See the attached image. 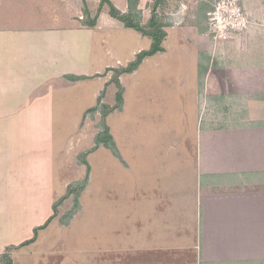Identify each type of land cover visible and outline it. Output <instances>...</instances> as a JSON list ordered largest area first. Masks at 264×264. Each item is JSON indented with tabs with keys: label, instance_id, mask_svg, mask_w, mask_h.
Returning <instances> with one entry per match:
<instances>
[{
	"label": "crops",
	"instance_id": "1",
	"mask_svg": "<svg viewBox=\"0 0 264 264\" xmlns=\"http://www.w3.org/2000/svg\"><path fill=\"white\" fill-rule=\"evenodd\" d=\"M109 1L128 12L129 0L123 7ZM137 1L146 24L155 0ZM101 2L0 0V231L12 226L19 202L34 208L18 189L26 168L39 166L20 160L39 153L20 147L22 121L41 120L24 138L40 140L42 122L52 117L53 81L73 85L78 81L71 82L67 76L94 77L84 75L83 34L78 31L98 33L103 23L116 25L117 19L110 16L105 4L97 25L85 26L86 8L94 19ZM204 4L206 0H167L158 10L168 25L166 51L145 59L140 67L158 57L176 63V56H188L187 46H195L199 105L206 93L215 95L212 100L205 97L209 102L223 100L229 109L233 103L236 111L218 127L202 120L193 173L186 176L184 172L185 178L181 173H166L151 186L149 180L141 181L143 191L132 195L134 202L140 200L139 206H130L127 216L104 237L106 242L101 240L92 250V264H264V0H243L251 26L245 36L225 41L231 50L215 43L210 35L208 12H200ZM190 33H195L192 39H188ZM171 36H179L177 47L166 45ZM142 38L147 37L140 34L132 61L151 47L149 38L148 48L142 47ZM85 63L86 71L90 70V63ZM201 64L206 71L202 92ZM105 68L107 88L113 76L107 70L114 67ZM126 75L121 76V83ZM123 163L129 167L127 161ZM127 207L124 204L123 210Z\"/></svg>",
	"mask_w": 264,
	"mask_h": 264
},
{
	"label": "rangeland",
	"instance_id": "2",
	"mask_svg": "<svg viewBox=\"0 0 264 264\" xmlns=\"http://www.w3.org/2000/svg\"><path fill=\"white\" fill-rule=\"evenodd\" d=\"M114 1L119 7L126 4V0ZM206 3L211 6L213 0H206ZM115 22L116 25L110 27L103 23L98 33L78 31V34H83L80 42L85 54L84 75L94 77L73 85L53 81L52 117L42 122L40 140L34 142L28 138L25 141L24 138L41 120L22 121L20 147L29 148V151L36 149L39 153L20 160L27 165L36 163L39 166L26 168L18 189L34 208L28 209L19 202L20 211L13 217L12 226L0 231V256L6 252V246H17L33 237L35 227L53 215V204L65 195L67 187L86 177V167L79 164L78 158L95 146L101 118L96 114L84 119V115L97 105L104 89L103 102L115 104L116 87L111 84L106 88L108 76H104L105 65H113L114 68L127 66L140 41L138 32L120 26L117 20ZM194 35L190 33L188 39ZM141 41L140 45L148 48L150 40L142 38ZM179 41V36H171L166 45L177 47ZM226 42L215 43H223L225 50H231V45ZM187 47L188 56H176V63L158 57L157 63L153 59L134 75H126L122 82L126 89L123 110L110 115L107 121L129 167L106 148L101 147L90 154V182L80 199L81 210L68 226H64V216L74 206L72 197L65 201L51 224L39 232L34 244L11 252L14 264H92V250L97 249L101 240L106 242L104 237L127 216L130 206H139L140 200L134 202L132 195L143 191L141 181L149 180L148 185L151 186L155 179L165 178L166 173L175 176L181 173L185 178L183 174L187 176L195 171L197 133L202 120H209L210 124L218 127L226 116L234 115L236 106L232 103L229 109L220 99L209 102L205 97L210 99L215 95H205V90L199 105L195 92L199 87L195 46ZM107 51L114 56H107ZM85 62L90 63L88 71ZM98 74L100 76H96ZM214 84L217 86L218 82ZM124 204L128 205L125 210Z\"/></svg>",
	"mask_w": 264,
	"mask_h": 264
},
{
	"label": "trees",
	"instance_id": "3",
	"mask_svg": "<svg viewBox=\"0 0 264 264\" xmlns=\"http://www.w3.org/2000/svg\"><path fill=\"white\" fill-rule=\"evenodd\" d=\"M166 1L167 0H155V3L151 11V18L146 24L143 23V12L139 9V2L137 0H129V9L128 12L126 13L120 11L111 1L102 0L99 11L94 19H92L88 9L86 8L85 10L86 21L84 22L85 26L90 28L95 27L97 25V20L100 15V12L102 11L103 6L107 4L109 7V14L111 17L121 22V24L125 28L133 29L138 33H140L142 36L149 38L151 40V47L148 50H143L140 53H138L135 59L132 62H130L127 66L125 67L121 66L119 68H111L107 70V73L108 72L113 73V76L111 80L108 82L107 87L108 85L111 84L115 85L116 87L115 104L109 105L103 102L106 95V90H103L98 98L97 105L87 110L84 115V119L88 115L94 117L96 114H100V118H101L97 125V127L99 128V132L95 137V146L91 150L83 152L78 158L79 164L86 167V171H87L86 177L83 180L75 182L67 187L65 195L59 198L53 204V215L43 225L34 229L33 237L22 242L17 246L12 245L6 248V252L0 256V264H14L11 252L34 244L38 239L39 232L45 230L51 224V222L56 218L59 207L65 201H67L72 197L74 206L72 210L66 216H64L66 217L65 218L66 220H63L62 222L64 226L69 225L70 221L79 212V210H81L80 199L82 197V194L86 191L90 182L91 165L88 161V156L90 154L98 150L100 147H105L109 149L114 156L122 160L121 153L111 133V128L108 125L107 119L110 115L114 114L115 112L123 110L125 88L121 83L120 80L121 76L126 74H133L140 68V66L143 64L145 59L149 57H153L158 54H162L166 51L164 47V42L168 36L166 30L168 25L163 21L162 16L160 15V11L158 12V10L162 9L163 6L166 4ZM211 9L212 8L208 3L200 6V12L207 10L206 12L209 13ZM205 74L206 71L204 70L201 64V74H200L201 92L203 91ZM88 78L89 77L86 76L66 77V79L71 82L86 80ZM212 99L214 98H211V100Z\"/></svg>",
	"mask_w": 264,
	"mask_h": 264
},
{
	"label": "built area",
	"instance_id": "4",
	"mask_svg": "<svg viewBox=\"0 0 264 264\" xmlns=\"http://www.w3.org/2000/svg\"><path fill=\"white\" fill-rule=\"evenodd\" d=\"M211 8L208 25L215 41L225 42L249 30L251 19L240 0H213Z\"/></svg>",
	"mask_w": 264,
	"mask_h": 264
}]
</instances>
